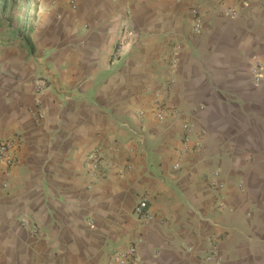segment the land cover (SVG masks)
Here are the masks:
<instances>
[{"label": "crops", "instance_id": "crops-1", "mask_svg": "<svg viewBox=\"0 0 264 264\" xmlns=\"http://www.w3.org/2000/svg\"><path fill=\"white\" fill-rule=\"evenodd\" d=\"M71 1H40L29 42L0 58V142L17 141L0 264H110L138 240L142 264H264V0ZM156 92L179 114L157 120Z\"/></svg>", "mask_w": 264, "mask_h": 264}, {"label": "built area", "instance_id": "built-area-1", "mask_svg": "<svg viewBox=\"0 0 264 264\" xmlns=\"http://www.w3.org/2000/svg\"><path fill=\"white\" fill-rule=\"evenodd\" d=\"M237 1L239 3H245L248 0H237ZM75 2L76 0L71 1L72 8H74ZM191 12L194 18L193 31L194 33L197 34L202 30L203 20L199 11L196 8H193ZM227 14L231 17H235L237 16V11L233 8H229L227 10ZM132 36H133V30L129 22H126L123 25L121 39L117 44V46L115 47L114 52L112 54L113 60H116L121 56L122 47L127 44V42L131 39ZM173 63L175 64L176 61L174 60ZM253 75H254V82L257 85L264 82V67L261 63L257 62V64L253 69ZM38 87L39 89H43L44 83L38 84ZM154 104L156 106L155 117L159 121H162L168 117L170 118L174 117L179 114V110L175 106L166 103V101L163 99V96H161L160 92L155 93ZM144 116H145V112L143 110H140L137 113V117L139 118H143ZM183 132L185 134L184 135L185 142H188L192 138L193 128L191 127L190 124L184 123ZM16 144L17 141L15 139H6L0 142V164H3L7 170H9L15 163ZM196 146L197 147L201 146V137H198ZM90 161L94 170L98 172L100 170L102 159L97 150L91 153ZM173 168L174 170L180 169V163L179 162L175 163ZM214 184L217 185V182H214ZM218 186L221 187L222 184H218ZM147 208H148V204L146 199L139 201L134 208V214L138 217V219L142 223L150 222L153 220V216L147 211ZM34 230L36 231V229ZM138 242L140 241L138 240L134 243H131L124 249L115 251L111 256L110 264H142V260L138 254V248H137ZM205 261L208 263L220 262V260L218 259V250L215 247H211L207 251Z\"/></svg>", "mask_w": 264, "mask_h": 264}, {"label": "rangeland", "instance_id": "rangeland-1", "mask_svg": "<svg viewBox=\"0 0 264 264\" xmlns=\"http://www.w3.org/2000/svg\"><path fill=\"white\" fill-rule=\"evenodd\" d=\"M8 1L15 2V6L4 16H0V58L3 55L7 58L14 57L21 52V48L26 46V40L31 36L27 32L32 31L33 24L38 18L37 7L42 0ZM13 30H18L19 35L12 36Z\"/></svg>", "mask_w": 264, "mask_h": 264}, {"label": "trees", "instance_id": "trees-1", "mask_svg": "<svg viewBox=\"0 0 264 264\" xmlns=\"http://www.w3.org/2000/svg\"><path fill=\"white\" fill-rule=\"evenodd\" d=\"M15 6V2H10L8 0H0V16H4L8 11H10L11 9H13ZM31 30H29L28 35L31 34ZM19 31L18 30H13L11 32L12 36H17ZM27 43L29 42V39L26 40Z\"/></svg>", "mask_w": 264, "mask_h": 264}]
</instances>
